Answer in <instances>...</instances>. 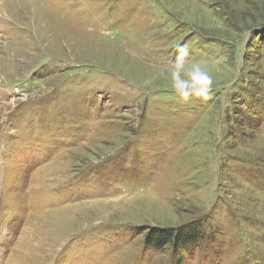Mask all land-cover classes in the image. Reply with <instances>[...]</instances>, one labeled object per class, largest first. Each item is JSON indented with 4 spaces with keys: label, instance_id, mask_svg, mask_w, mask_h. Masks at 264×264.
Masks as SVG:
<instances>
[{
    "label": "rangeland",
    "instance_id": "rangeland-1",
    "mask_svg": "<svg viewBox=\"0 0 264 264\" xmlns=\"http://www.w3.org/2000/svg\"><path fill=\"white\" fill-rule=\"evenodd\" d=\"M0 264H264V0H0Z\"/></svg>",
    "mask_w": 264,
    "mask_h": 264
},
{
    "label": "clouds",
    "instance_id": "clouds-1",
    "mask_svg": "<svg viewBox=\"0 0 264 264\" xmlns=\"http://www.w3.org/2000/svg\"><path fill=\"white\" fill-rule=\"evenodd\" d=\"M170 81L171 91L183 102L192 98L206 100L213 87V77L201 62L192 58L189 48L183 44L175 45L174 58L162 70ZM155 78H147L143 85L151 90Z\"/></svg>",
    "mask_w": 264,
    "mask_h": 264
},
{
    "label": "trees",
    "instance_id": "trees-1",
    "mask_svg": "<svg viewBox=\"0 0 264 264\" xmlns=\"http://www.w3.org/2000/svg\"><path fill=\"white\" fill-rule=\"evenodd\" d=\"M204 232L196 224L179 227L174 230H151L144 248L153 253H162L169 249L174 257L187 261L192 255V249L199 248L204 239ZM180 260V261H181Z\"/></svg>",
    "mask_w": 264,
    "mask_h": 264
}]
</instances>
